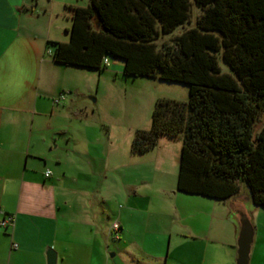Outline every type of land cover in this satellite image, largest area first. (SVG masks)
<instances>
[{"label": "trees", "instance_id": "16d2710c", "mask_svg": "<svg viewBox=\"0 0 264 264\" xmlns=\"http://www.w3.org/2000/svg\"><path fill=\"white\" fill-rule=\"evenodd\" d=\"M89 0L70 6L69 39L49 41L52 59L101 69L108 56L123 73L188 85V99L159 97L149 129H137L131 152L160 136L181 137L177 190L226 201L244 182L264 207V0ZM220 60L228 67L224 71Z\"/></svg>", "mask_w": 264, "mask_h": 264}, {"label": "crops", "instance_id": "0c3cea01", "mask_svg": "<svg viewBox=\"0 0 264 264\" xmlns=\"http://www.w3.org/2000/svg\"><path fill=\"white\" fill-rule=\"evenodd\" d=\"M88 2L0 0V54L9 46L23 47L33 69L23 96L0 102V213L14 216L13 225L0 226V264H48L49 247L57 253L56 264H110L109 237L125 234L123 220L114 221L120 225L115 233L109 223L119 187L128 192L125 214L131 217L138 209L130 197L139 195L142 157L160 155L164 173L170 164V153L157 146L151 150L158 157L143 156L151 150L121 151L104 121L100 126L92 117L76 118L75 96L55 101L62 92H81L88 68L55 62L48 42L68 41L69 7ZM110 179L120 184L110 186ZM223 203L214 219L231 222ZM219 226L212 227L210 240L235 249V225ZM170 246L171 238L168 256Z\"/></svg>", "mask_w": 264, "mask_h": 264}, {"label": "rangeland", "instance_id": "374dc122", "mask_svg": "<svg viewBox=\"0 0 264 264\" xmlns=\"http://www.w3.org/2000/svg\"><path fill=\"white\" fill-rule=\"evenodd\" d=\"M200 14V8L192 0L189 21L175 28L173 33L161 36L158 45L169 42L174 35L194 26ZM108 60L110 65L107 67L84 68L86 73L79 83L81 92L64 93L65 98L75 96L76 118L92 117L99 125L104 121L105 129L116 133L119 149L123 151L131 148V141L137 129L150 128L156 100L159 97H168L185 101L189 96L188 85L158 77L126 75L123 73L122 59L108 56ZM220 64L224 71L228 70L222 60ZM76 124L80 125L79 119ZM262 125L264 115L259 117L256 128L259 129ZM181 145V137L163 135L158 140L157 149L162 148L163 153L171 155L166 173L159 166L162 161L156 153L157 149L143 155L156 154L159 157L152 160L142 157L141 175L136 186L139 195L132 194L130 197L138 209L131 217L125 214L129 204L128 192L122 186L119 187L118 200L113 202V205L110 204L113 209L109 223L112 226L118 218L121 222L123 220L125 234L120 232L118 239L114 234L109 237L107 251L110 264H150L149 261H159L160 264H236L233 257L236 248L225 249L210 240L213 239L211 229L219 226L218 223L221 222L219 227L227 226L225 228L232 229L231 220L232 223H223L224 221L214 219V216L219 214V206L225 204L224 201L177 190ZM114 182L116 179H110V186ZM115 184H120V181ZM240 190L242 198L246 199L248 194L243 183H240ZM112 193L109 191V194ZM122 209L123 217L120 219ZM249 212L256 227L250 264H264V207L250 204Z\"/></svg>", "mask_w": 264, "mask_h": 264}, {"label": "water", "instance_id": "95a60500", "mask_svg": "<svg viewBox=\"0 0 264 264\" xmlns=\"http://www.w3.org/2000/svg\"><path fill=\"white\" fill-rule=\"evenodd\" d=\"M246 186L248 197L242 198L243 194L239 190L227 199L229 207L228 218L235 225L236 239V264H250L251 253L255 242L256 227L252 214L249 212L250 204H254L250 189ZM255 205V204H254ZM48 264H56L57 253L52 248L47 249Z\"/></svg>", "mask_w": 264, "mask_h": 264}, {"label": "clouds", "instance_id": "9594fccd", "mask_svg": "<svg viewBox=\"0 0 264 264\" xmlns=\"http://www.w3.org/2000/svg\"><path fill=\"white\" fill-rule=\"evenodd\" d=\"M33 69L23 47L9 46L0 54V102L20 99Z\"/></svg>", "mask_w": 264, "mask_h": 264}, {"label": "built area", "instance_id": "2783aa9c", "mask_svg": "<svg viewBox=\"0 0 264 264\" xmlns=\"http://www.w3.org/2000/svg\"><path fill=\"white\" fill-rule=\"evenodd\" d=\"M103 63L106 66L110 65L108 58H105ZM64 98H65V93L62 92L60 94V96L55 101L58 102L60 99H64ZM50 174H51V170H46L45 175L49 176ZM13 223H14V216L12 214H1L0 213V226L8 227L10 225H13ZM119 228H120L119 223L114 222L112 227H111V231L115 233L118 231ZM14 246L16 247L17 244H14Z\"/></svg>", "mask_w": 264, "mask_h": 264}]
</instances>
